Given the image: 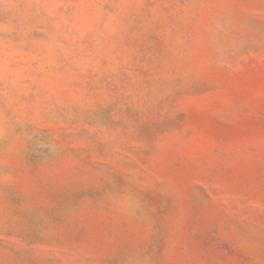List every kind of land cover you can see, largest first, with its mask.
<instances>
[{
    "label": "rangeland",
    "instance_id": "obj_1",
    "mask_svg": "<svg viewBox=\"0 0 264 264\" xmlns=\"http://www.w3.org/2000/svg\"><path fill=\"white\" fill-rule=\"evenodd\" d=\"M0 264H264V0H0Z\"/></svg>",
    "mask_w": 264,
    "mask_h": 264
}]
</instances>
